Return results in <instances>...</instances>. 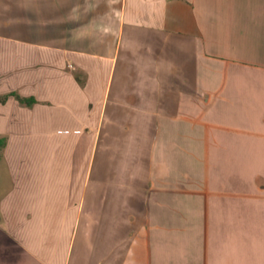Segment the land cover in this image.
Segmentation results:
<instances>
[{
	"label": "crops",
	"instance_id": "obj_1",
	"mask_svg": "<svg viewBox=\"0 0 264 264\" xmlns=\"http://www.w3.org/2000/svg\"><path fill=\"white\" fill-rule=\"evenodd\" d=\"M12 92L0 264H264V0H0Z\"/></svg>",
	"mask_w": 264,
	"mask_h": 264
},
{
	"label": "rangeland",
	"instance_id": "obj_2",
	"mask_svg": "<svg viewBox=\"0 0 264 264\" xmlns=\"http://www.w3.org/2000/svg\"><path fill=\"white\" fill-rule=\"evenodd\" d=\"M3 122V121H2ZM2 122L0 120V127L2 128ZM14 140L10 136L4 133H0V196L9 188L10 178L6 171L5 162L3 159L4 149L12 148ZM29 143V142H28Z\"/></svg>",
	"mask_w": 264,
	"mask_h": 264
},
{
	"label": "trees",
	"instance_id": "obj_3",
	"mask_svg": "<svg viewBox=\"0 0 264 264\" xmlns=\"http://www.w3.org/2000/svg\"><path fill=\"white\" fill-rule=\"evenodd\" d=\"M9 95L14 96V98L18 102L23 103V104H25L27 106H31L32 104L37 102V100L34 97H32V96L24 97V96H20L19 94L14 93V92H12L10 94L1 95L0 96V102L4 103L7 100V98L9 97Z\"/></svg>",
	"mask_w": 264,
	"mask_h": 264
}]
</instances>
